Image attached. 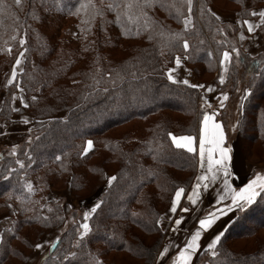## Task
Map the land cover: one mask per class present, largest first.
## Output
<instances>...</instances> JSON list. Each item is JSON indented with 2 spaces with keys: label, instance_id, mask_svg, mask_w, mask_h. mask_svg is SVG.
I'll return each instance as SVG.
<instances>
[{
  "label": "trees",
  "instance_id": "obj_1",
  "mask_svg": "<svg viewBox=\"0 0 264 264\" xmlns=\"http://www.w3.org/2000/svg\"><path fill=\"white\" fill-rule=\"evenodd\" d=\"M94 2L105 8V14L97 16L85 34L81 31L87 27L82 23L84 14H70L79 0H22L21 7L5 0L12 15L0 14V48L7 41L12 51L0 52V132L3 122L23 123L21 116L29 126L26 134L0 151V174L8 176L6 169H13L7 180L0 178V212L6 214L0 218L4 237L0 264H26L34 244L48 232H54L51 241L60 240L55 246L50 241L38 264H92L93 256L101 264H155L166 237L155 220L167 211L175 189L183 187L187 192L197 173L196 153L176 148L168 133L197 136L204 111L201 89L167 79L176 56L187 57L186 66L200 83L216 85L219 94L230 91L233 96L240 82L250 88L242 107L238 100L237 138L245 159L250 158L248 146L264 152V75H254L264 72L254 63L264 65V29H257L263 49L252 54L236 41L235 24L217 21L209 12L238 13L253 20L258 17L247 16L246 10L258 12L264 0H192L187 29L183 24L186 0H155L144 9L150 28H144L143 18L131 23L122 18L123 26L131 30L127 35L116 23L115 12L106 10L111 0ZM173 4L183 15H177ZM176 32L182 39L166 46L167 34ZM11 35L17 40H10ZM21 35L26 39L24 46L18 42ZM183 39L190 44L187 52ZM232 46L240 56L233 54L225 83L220 84L214 76L220 70V54ZM25 49L23 71H18L14 82L20 88L6 85L15 57ZM20 97L28 107L20 104ZM13 107L16 112L11 111ZM88 139L94 146L80 156ZM13 145L17 146L15 157L9 155ZM17 158L24 162L23 169L15 164ZM21 173L33 185L31 194L22 187ZM111 175L117 179L109 185ZM66 185L81 202L98 196L100 205L89 218L91 232L77 247L73 245L84 210H72L66 201L46 200L50 189ZM16 196H22L23 203ZM229 204L231 200L214 209L222 211ZM235 210L217 255L208 256V264H264V195L246 209ZM37 216L48 220L42 222ZM70 250L75 256L65 261Z\"/></svg>",
  "mask_w": 264,
  "mask_h": 264
},
{
  "label": "snow or ice",
  "instance_id": "obj_2",
  "mask_svg": "<svg viewBox=\"0 0 264 264\" xmlns=\"http://www.w3.org/2000/svg\"><path fill=\"white\" fill-rule=\"evenodd\" d=\"M103 0H101V3ZM13 3L16 7L22 6V0H13ZM153 3H155V0H111L106 5L107 11L115 12V21L118 24H121L122 28V34L127 35L130 33V29H127L122 24V18H126V20L131 23L132 21H139L141 18L144 20V28H150L151 23L148 18V14L144 9L150 7ZM187 3V11L188 14L183 16V24L184 28L187 29L191 26V14H192V0H186ZM173 7H176L175 4H173ZM177 15H183L179 7H176ZM209 12L211 16H213L217 21L221 19L217 13L214 11H211L209 9ZM83 13L84 17H82V23L87 25L86 28H82L81 31L85 34H89L91 27H92V21L96 19L97 16L103 18L105 14V8L99 7L94 2V0H79V3L75 6V11L71 12L72 15H79ZM0 14H9L11 13V6L5 4V0H0ZM246 15L250 17H259V20L257 23H253V21L249 18H242L241 20L237 21V23L241 24L242 26L246 27L247 33H255L257 29H264V8L257 11H248L246 10ZM229 27H232V25H229ZM219 31L223 32V29H219ZM137 35L139 34V28L137 30ZM75 35V33H73ZM161 36H164L165 33L161 32ZM239 39L241 41L245 40V33L243 31H240L238 33ZM168 36V43L166 46H171L173 42L180 41L182 39L181 33H169ZM151 39V37H149ZM9 39L12 41L17 40L16 35L9 36ZM18 42L20 46H24L26 44L25 36L21 35L18 38ZM183 49L185 52L188 51L190 44L187 39H183L182 41ZM6 47L0 48V52L7 51L9 54H11L12 51V45L8 44L7 41H5ZM26 52L21 51L16 57L15 62L11 66V74L6 79V85H13L16 88H20L19 83H14L17 77L18 70L20 72L23 71V68H19V66L22 64V57H24ZM233 54H235L236 58H239L240 51L236 46H232L229 50L228 48H225L222 53L220 54L219 59V65L221 74L219 75V83L224 84L225 83V75L224 73L228 70V65L232 62ZM213 55L212 52L208 53V56L211 57ZM184 59H187V57H184ZM181 57L176 56L175 57V64L177 67L181 64ZM258 66L264 68V65L261 64L260 61H255ZM175 69L168 68L167 69V79L172 83H181L184 85H187L190 88L193 89H204L207 92H211L213 89L211 86L205 87L203 84H193L190 83L188 79L178 80L174 75ZM110 75V74H109ZM254 75H264V72H256ZM93 79L95 80V76H93ZM73 83H76V81H73ZM96 84H99V80H95ZM104 91H107V88L104 89ZM237 91L239 92L240 89L237 88ZM250 88L245 87L243 89V94L240 96V102L241 107L243 106L244 100L250 95ZM229 94L227 92H221L219 95L218 100V107L220 109H223L225 104L224 102L228 100ZM12 99H16L15 93L12 94ZM37 99L36 96L32 97V100L35 101ZM202 103L200 105L201 109H212V105L208 102L207 99L204 97L200 98ZM20 104L24 105V107H28V104L25 103V100L23 97H20L19 99ZM11 111L16 112L17 109L13 107ZM217 111L213 109L211 112L204 110L202 113V118L199 120V167L202 170L201 174L196 176L195 183L191 185V191L187 192L183 187H177L175 189L174 195L171 199V206L169 208V211L171 213H176L178 210V205L180 204L182 195L186 194L187 199L191 202L192 205H196L200 199L201 190H208L213 182H216L218 179H220V175L222 173V180H223V187H224V194H221L218 196V201H222L225 199V194L231 193V204L227 205L229 211L232 210V207H236L239 210H244L248 206L252 205L256 200L257 197H260L264 195V174H261L260 172L255 173L253 178L249 179L247 183L243 185V187H240L238 190L234 189L232 185L229 183V178L233 176V170L231 167V161H232V147L230 145H227L226 140V132L225 128L222 125V123L216 119ZM21 121L25 124H27L29 121L24 116L20 117ZM233 128L236 127V125L232 126ZM5 133L0 132V135H4ZM168 136L171 139L172 144L178 148V149H186L189 153H194L196 149L193 147V140L194 137L192 135H182V136H176L172 134L171 132L168 133ZM94 146V141L91 139H88L84 142L82 150L79 152L80 156H85L90 152V150ZM9 155L15 157L17 156V146L13 145L12 149L9 153ZM57 161L61 160L60 156H57L55 158ZM15 164L18 165L21 169L25 167V164L22 160L17 158L15 160ZM63 166V165H62ZM8 172V176H3L0 174V178H3L7 180L9 176H11L13 169L8 168L6 169ZM21 180H24V184L22 187L25 189L26 192L31 194L34 191L33 185L31 182L27 181L21 173L20 176ZM117 177L115 175H111L107 177V183L111 185ZM11 195H9V199H11ZM17 200H20L21 203H23L24 198L22 196H16ZM38 203V202H37ZM100 205H95L90 211H85L82 216V221L79 223L77 228V239L73 247H77L81 244L83 239L91 232V226L89 223L90 216L97 211V208ZM11 207V205H9ZM41 207H44V205H41ZM28 211V209H17V211ZM51 211V209H49ZM180 212H188L189 209L186 207L180 208ZM219 215H223L224 213L220 210H214L206 213V215L203 218H200L198 220V227L191 232V234L187 237L186 242L183 244L182 247H179V250L176 252V255L172 258L171 264H193V257L197 254V250L201 248V244L199 243L202 232L209 229L215 220L218 218ZM133 215H136L133 213ZM166 219L173 220L174 219V225L173 230H175V226L181 225L184 217L179 216L177 218H173L171 216L165 217ZM35 219L43 221H47V216H37ZM162 220L157 219L155 220V224L157 226L161 225ZM12 229H9L11 231ZM224 235L223 232L218 233L215 235L211 241L206 245V251L210 253L212 257H216L217 252L216 248L218 243L221 241V237ZM60 240V237H56L55 240L51 241V244L53 246L56 245L57 241ZM4 242V237L0 236V243ZM171 241H169V244ZM34 248L36 250H40L43 248L42 243H35ZM167 254H169V245L166 244L163 246L162 250L159 251L157 256V261L159 264H163L164 259L167 258ZM75 256V252L68 251L67 254L64 256V260L68 261L71 257ZM92 264H101V261L96 259L95 256L92 258Z\"/></svg>",
  "mask_w": 264,
  "mask_h": 264
},
{
  "label": "rangeland",
  "instance_id": "obj_3",
  "mask_svg": "<svg viewBox=\"0 0 264 264\" xmlns=\"http://www.w3.org/2000/svg\"><path fill=\"white\" fill-rule=\"evenodd\" d=\"M229 14H231V13H229ZM227 23L233 25L235 22L234 23L233 22H227ZM236 26L238 27L237 34H236V39H237L236 41L239 42V40H238L239 25H236ZM262 42H263V40H262ZM19 68H20V66H19ZM214 76L216 77V73L214 74ZM239 82H240V80H239ZM237 88L240 89L239 92L237 91ZM237 88H236V91L233 92V96H231L230 91H225V92H227L229 94V97H228V100L225 101V103H224L225 106H224L223 109H220L218 107L219 96L211 104L212 105V109H214V106H215V108L217 107V110H219L218 113H217V118H220L221 123L224 126V128L227 129L229 127L230 130H234L235 129L232 126L235 125V123L237 121V118L239 116L238 105L240 103H239L238 100L240 99L241 94H243V89H244L243 83L242 84H241V82L238 83ZM204 110H207V111L210 112V109H208V108H205ZM8 126H11V125H8ZM28 126H29V124L28 125H23L24 129H27L26 127H28ZM26 132H28V130ZM26 132H23V134H26ZM3 133H5V135H0V151H1L3 146H8V145L13 144V142L18 140L19 137H20V135H15V136L11 135V136H9V134H7L8 133L7 130H5ZM237 144H239V147H240L239 150H240V152L242 154V157L244 158L245 155L243 153V150H242V147L240 146L239 141H238ZM248 147H249L248 155H249L250 158L249 159H245L244 158L245 161H247L248 163L251 164L252 171L255 170L256 173L260 172L261 174H264V152L259 151V150H257V151L253 150V149H251L250 146H248ZM252 152L253 153H257V156L255 154H253ZM257 157L258 158H263V161L260 160L258 163H253V161H255V162L258 161ZM190 188H191V186H190ZM190 188L188 189V191L190 190ZM185 195L186 194H184L183 196H185ZM46 200L59 202V203H61L62 201L63 202L66 201V203H68L70 205L72 210H81V209H83L84 212L85 211H90L95 205H97L99 203L98 196H93V197L88 198V199L84 200L83 202H81L80 200H78V199H76L74 197V195H73V193L70 190V187L68 185H66L62 189H53V188L50 189V191L46 195ZM170 206H171V202H170V205H169L167 211L164 212L161 215V217H160V219L162 220V223H161L160 227L162 228V230L166 231V237H165V239H164V241L162 243L161 250H162L164 245H166V244L169 245V254H167V258L164 259L163 264H171L172 258L176 255V252L179 250V247L183 246V244L187 240V237L191 234L192 231H194L199 226L197 221L200 218H203L206 215V213L215 210L214 206H212V207L209 206L199 216V213L198 214L196 213V215H195V212L194 213L191 212L193 210V208H191V210L189 209L188 212H183V213L180 212L178 214L179 207L180 208L181 207L182 208L183 207H187L186 201H184L182 203V200H181V202H180V204L178 206V210H177L176 213H171L169 211ZM222 212L224 214L223 215H219L218 214V218L215 220L213 225L209 229H207L206 231L202 232L201 238H200V241H199V243L201 244V248L197 250V254L193 257V264H208V260H209L208 256L210 257L211 255H210V253H208L206 251V245L211 241V239L215 235H217L220 232H224L225 231L226 226L232 220L233 216H235V212H237V211L235 210V207H232V210L229 211L228 208L225 205V207H223ZM0 215H1L0 218H3L6 214H4L3 211H1ZM169 216H171L173 218H177L179 216H183L184 219H183L181 225L175 226V230H173L174 219L173 220H169V219L165 218V217H169ZM250 225H252V223ZM52 237H54V232H48V233L42 235L39 238L38 242L43 244V248L40 249V250H36L34 248V252H33L32 256L30 257V259L28 260V262L26 264H38L39 263V261L41 259V256L44 255L47 252V246L50 243ZM148 241L149 240L145 239V242H148ZM169 241H171L170 244H169ZM231 245H232V249L236 248L234 243H231ZM155 264H159V262L156 260Z\"/></svg>",
  "mask_w": 264,
  "mask_h": 264
},
{
  "label": "crops",
  "instance_id": "obj_4",
  "mask_svg": "<svg viewBox=\"0 0 264 264\" xmlns=\"http://www.w3.org/2000/svg\"><path fill=\"white\" fill-rule=\"evenodd\" d=\"M211 11H214L215 13H217V15H219L221 17V19H220L221 21L233 22V23L235 22L234 24L239 25V32L243 31L245 33V40L241 41L239 39V35H238V40H239L238 43L243 47L244 50H246L247 52H250L252 54H257L262 50L263 42H262L261 37L258 35V32L256 31L255 33H251V34L247 33L246 27L237 23V21L242 19L238 13H234V14L222 13V12H219L215 9H212ZM258 20H259V17L257 19H253L252 21L255 24L258 22ZM181 61L182 62H181L179 67L176 66L175 61H174V64L171 67V68L175 69L173 75L178 80L188 79L190 81V83L201 84L196 79L194 74L186 66V61H185L184 57H181ZM220 74H221V70L217 71L216 77L218 78ZM224 75L226 78V72L224 73ZM166 77H167V74H166ZM177 84H181V83H177ZM208 86L212 87L213 90L211 92H207L204 89H201V92H202V96L205 99H207L210 104H212L213 101H215L216 98H218V96L220 94L218 93V88L216 85L209 84ZM208 86H206V87H208ZM214 109L218 113L219 110H217V107L215 108V106H214ZM212 110L213 109H210V112ZM216 119H218L220 121V118H217V116H216ZM8 125H11V126H8ZM23 125L24 124L21 123L20 121H18L17 119L12 120L11 122H3L2 126L5 129H3L2 131L4 132L5 130H7V132H8L7 134H9V136H11V135H14V136L15 135H22L23 132L27 131V129H24ZM235 125H236V123H235ZM225 132H226V137H227L226 143H227V145H230L233 149V151H232V157L233 158L231 161L233 176L229 178V183L232 185V187L234 189H237L238 187L243 185L244 181L246 180V178L248 177V175L252 171V166L250 163L245 161V159L242 157V154L239 150L240 147H239V144H237L238 138H237L236 127L234 130H230L229 127L227 129L225 128ZM193 147L196 149V151L194 153H196V155H197V173H196V176H197V175L201 174V172H202V170L199 167V129H198L197 136L194 137ZM184 150H186V149H184ZM219 175L221 178L218 179L216 182H213L208 190H206V191L203 189L201 190L200 199L196 205L191 204V202L187 199V195H185V196L182 195L181 200L184 199V201H186V205H187L186 208H188L190 210H191V208H193V210L191 212L192 213L195 212V215H196V213L197 214L199 213V216H200V214H202V212H204V210L207 207H209V206L216 207V206H219L223 203L230 201L231 200V193H228V194H225V199L217 202L218 196L221 194H224L222 173ZM196 176H195V180H196ZM195 180L193 183H195ZM190 191H191V188L188 192H190ZM179 209H180V207H179ZM179 213H180V211L178 210V214ZM181 213H183V212H181Z\"/></svg>",
  "mask_w": 264,
  "mask_h": 264
}]
</instances>
